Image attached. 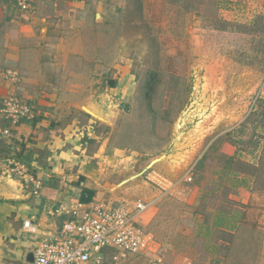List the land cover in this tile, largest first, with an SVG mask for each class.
I'll use <instances>...</instances> for the list:
<instances>
[{
    "label": "rangeland",
    "instance_id": "374dc122",
    "mask_svg": "<svg viewBox=\"0 0 264 264\" xmlns=\"http://www.w3.org/2000/svg\"><path fill=\"white\" fill-rule=\"evenodd\" d=\"M56 1L5 14L1 133L10 97L33 129L5 163L37 192L52 135L90 129L91 200L147 205L104 264H264V0Z\"/></svg>",
    "mask_w": 264,
    "mask_h": 264
},
{
    "label": "crops",
    "instance_id": "0c3cea01",
    "mask_svg": "<svg viewBox=\"0 0 264 264\" xmlns=\"http://www.w3.org/2000/svg\"><path fill=\"white\" fill-rule=\"evenodd\" d=\"M32 1L35 4L34 7L44 1L46 5H57L56 0ZM65 2L73 4L74 0H64ZM11 4V0H0L1 57L14 56L11 51L5 49V42L8 40L6 24L10 22L12 26L16 27V36H22V24L15 19L5 17L7 11L13 7ZM4 52H8V54L5 56ZM3 85L4 80L0 78V99L5 96L6 90ZM6 126V123H0V142H4V144H0V264H30L26 261V254L32 251L34 245L47 233H53L58 228L62 216L59 217L56 211L61 206L71 207L77 203L89 204L96 200L88 199V194L84 191L81 192V189L91 187L88 184V179H90L89 174L95 165L91 162V166L93 165L91 167L90 161L85 160V157L90 158V155L83 144L89 136L94 134L91 135L92 130L87 129L86 133L76 131L71 134L68 131H62V136L52 135V138L47 142L48 154L50 159L53 157L58 160L49 171L43 173L41 188L36 192L31 191L28 187L31 183L25 182L24 177L12 172L13 165L9 166L5 163L7 154H14L10 138L13 141H27L33 129L26 122L9 125L11 135L8 138L1 133ZM38 143L41 146L44 145L42 141L38 140ZM37 144L36 147L39 146ZM33 158L36 156L33 155ZM67 169H70L69 173L66 172ZM80 176H83L84 179L81 180ZM25 219L33 224L35 232L32 233L23 226Z\"/></svg>",
    "mask_w": 264,
    "mask_h": 264
},
{
    "label": "built area",
    "instance_id": "2783aa9c",
    "mask_svg": "<svg viewBox=\"0 0 264 264\" xmlns=\"http://www.w3.org/2000/svg\"><path fill=\"white\" fill-rule=\"evenodd\" d=\"M24 8L29 0H11ZM2 111L11 125L18 123L29 110L15 97L2 103ZM3 133L8 128H3ZM24 166L14 163L12 172L24 177L25 182L33 181L32 176H23ZM147 205L143 201L128 203L117 201L103 203H77L71 207L61 206L57 215L62 216L60 225L53 233H47L33 249L30 264H104L106 256L113 260L138 252L147 246L149 235L140 225L141 213ZM23 226L35 232L28 219ZM153 264H165L156 258Z\"/></svg>",
    "mask_w": 264,
    "mask_h": 264
},
{
    "label": "trees",
    "instance_id": "16d2710c",
    "mask_svg": "<svg viewBox=\"0 0 264 264\" xmlns=\"http://www.w3.org/2000/svg\"><path fill=\"white\" fill-rule=\"evenodd\" d=\"M109 83H110V86H114V84H115V81H113V80H110L109 81ZM81 180H83L84 179V177L83 176H80L79 177ZM85 192V193H87L88 194V199H90V196L92 195V194H90V193H92L91 191H88V190H86V189H81V192ZM89 192V193H88Z\"/></svg>",
    "mask_w": 264,
    "mask_h": 264
},
{
    "label": "water",
    "instance_id": "95a60500",
    "mask_svg": "<svg viewBox=\"0 0 264 264\" xmlns=\"http://www.w3.org/2000/svg\"><path fill=\"white\" fill-rule=\"evenodd\" d=\"M32 259H33L32 251H29V252L26 254V261L30 263V262H32Z\"/></svg>",
    "mask_w": 264,
    "mask_h": 264
}]
</instances>
